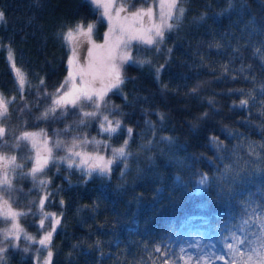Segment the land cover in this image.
<instances>
[{
	"label": "trees",
	"instance_id": "16d2710c",
	"mask_svg": "<svg viewBox=\"0 0 264 264\" xmlns=\"http://www.w3.org/2000/svg\"><path fill=\"white\" fill-rule=\"evenodd\" d=\"M181 6L183 17L172 21L160 46H133L134 57L151 63L129 62L123 68L125 83L107 93L100 112L121 121V130L109 139L99 129L102 115L76 126L80 107L68 109L65 118L59 113L38 118L45 111L41 97L67 78L64 34L77 24L97 23L102 35L97 8L89 0H0V95L11 99L8 111L18 126L6 143L0 141V153L31 164L32 150L23 142L13 146L15 134L25 131L43 132L52 146L51 140L71 146L74 136L95 137L101 145L90 143L83 150L111 157L112 148L128 140L126 157L107 174L89 176L52 162L57 168L45 171L44 189L18 176L15 189L4 194L26 213L18 223L36 241L42 234L35 225L37 212L59 219L49 244L50 264H162L175 259L173 253L194 236L202 237L200 248L212 244L225 264L231 259L228 237L245 217V201L264 199L258 195L264 192V0H183ZM9 48L26 77L23 91ZM244 99L248 104L240 107ZM52 157L61 156L52 152ZM228 165L249 178L231 182ZM202 174L209 177L208 187L194 191ZM222 175L229 193L218 187ZM6 248L0 264H36L37 244L23 234L19 247Z\"/></svg>",
	"mask_w": 264,
	"mask_h": 264
},
{
	"label": "snow or ice",
	"instance_id": "6c2138e0",
	"mask_svg": "<svg viewBox=\"0 0 264 264\" xmlns=\"http://www.w3.org/2000/svg\"><path fill=\"white\" fill-rule=\"evenodd\" d=\"M98 9H102V15L108 20V32L105 34L104 43L97 45L92 40V33L94 24H88L86 27L83 24H77L73 29H69L64 34V39L72 45V58H69L68 64H74V57L76 56V44L79 43L80 38L86 40L92 45L88 49V61L84 65H78L75 70H70L68 78L57 89L56 93L52 94L51 105L40 114L41 119H47L49 115H55L58 109H67L80 107V118L76 121V126L86 125L87 118H95L100 113L102 104H105V97L112 89H119L125 83L123 75V65L131 62L143 66L150 64L151 61L134 57L132 54V43L135 41L139 44L152 46L164 39L165 31H170L174 24L172 21L183 17L185 9L180 5V0H158L156 7L158 11H154L152 6L147 8H140L131 13L128 12L125 3H117V0H89ZM124 13V15H121ZM4 20V13L0 12V21ZM260 51V49H257ZM8 59L12 62V68L19 85V89L23 91L26 77L23 71L16 67L14 55L11 48L8 49ZM225 71L228 70L227 65H224ZM160 68L156 69L157 79L159 78ZM242 70V69H241ZM235 78V77H233ZM43 84V80L40 82ZM70 85V86H69ZM196 91V89H193ZM90 102L94 108L93 111H83L81 102ZM248 104V100L240 101V107ZM8 112V102L0 95V119L5 117ZM62 112L61 115H65ZM205 115H207L205 113ZM161 119L163 115L161 114ZM99 129L102 133H107L110 139L113 134L121 130V121L119 119H109V115H102V119L97 121ZM151 124V122H146ZM69 127L63 129L64 133L69 131ZM128 137L131 138L132 128L126 129ZM6 135V129L0 125V141H3ZM37 137H44L38 144ZM215 142L216 138H212ZM19 141H30L32 148L35 149V162L30 171L24 173L32 177L33 181L38 179L37 173H40L47 166L49 160L53 159V148L48 147V139L43 132H23L18 138L14 147H19ZM6 143V141H3ZM100 146L102 141L93 137L91 140L87 136L72 138L71 146L66 148L67 156L61 158V162H66L69 169L74 166L81 168L90 176L92 172L98 171L101 175L110 172V165L114 160H123L126 155L128 147V140H125L123 145L119 148L112 149L111 159L105 160L100 155H90L83 150L84 146L88 144ZM107 145H105L106 147ZM55 148H61V141L57 140L54 143ZM252 153L255 154V146H249ZM264 148V145H261ZM41 148L43 151H41ZM17 169H23V164L17 163L15 155H5L0 153V218L4 221H10V227L5 228L0 232L3 236V241H10L12 246L19 247L21 235L27 241L37 242L43 248H48L55 226L60 223L55 214H51L55 223L51 225V230L48 231L43 238L38 241L31 235H28L20 227L18 217L26 213L14 210L9 198H5L4 193L9 192L13 188V179L15 178ZM11 173V175H10ZM225 173L230 177L231 182L243 181L248 179L247 173H242L240 169H233L232 165L225 167ZM179 179V178H178ZM209 177L202 174L200 179L196 182L194 191H203L208 187ZM39 183L45 185L49 181L40 179ZM229 181L222 175L218 187L221 188V194L230 192V185L225 187ZM264 196V192L258 194ZM47 196L40 199L39 206L43 211V206ZM63 203V201H61ZM250 208L251 211H247ZM49 218V214H45L40 219V226L43 227L45 220ZM258 227L259 232L254 233L253 227ZM250 236H255V239H250ZM226 246L228 249L230 260H225V264H264V199L256 200L250 199L245 201V217L241 218V225L235 227L228 237ZM0 241V245H2ZM210 251L203 252L198 249L195 254L187 251L186 248L181 247L179 253H173L175 259L162 261V264H215V259H224L223 256H215L211 251V246H208ZM161 252L162 256H166L167 252H162L159 247L155 249ZM7 251L6 247L0 246V253ZM27 252L28 248L25 247ZM247 253V255H246ZM52 251L48 250L47 259L44 264H50ZM3 257L0 256V260Z\"/></svg>",
	"mask_w": 264,
	"mask_h": 264
},
{
	"label": "rangeland",
	"instance_id": "374dc122",
	"mask_svg": "<svg viewBox=\"0 0 264 264\" xmlns=\"http://www.w3.org/2000/svg\"><path fill=\"white\" fill-rule=\"evenodd\" d=\"M182 1L183 0H180V5H181ZM117 3L118 4L119 3H125V6H126V8H127V10H128L129 13H131L132 11H135L137 9H140V8H147L149 6H152L154 8V11H158V8L156 7V5L158 3V0H117ZM97 10L99 11L100 28H101V25L103 26V28H102L103 29V33L100 36L99 33H101V32L97 33V26H98V24L97 23H91V24H94L95 25L94 30H93V33H92V40L95 42V44L102 45L104 43L105 34L108 32L109 25H108L107 18H105L102 15V11L103 10L102 9H98V8H97ZM121 15H124V13H122ZM1 25H3V21H0V26ZM87 25H85V27ZM167 32L168 31L166 30L165 33H167ZM98 37H100L101 39H99ZM66 44H67V49H68L67 68H68V74H69V71L70 70H73L74 71L75 68L78 65H84V64L87 63V61H88V51L87 50L90 49V48H92V45L90 43H88L86 40H83V38H80L79 43L76 44V56L73 58L74 59V64L71 66V69H70V66L68 64V60H69V58H72V56H73V54H72V45H70L67 41H66ZM133 46L134 47H143L144 46L146 48H153V49H155L158 46H160V42L157 43V44H155V45L148 46V45L139 44V43H137V42L134 41L132 43V46L131 47L133 48ZM127 64H129V63L124 64L123 65V68ZM68 74H67V78H68ZM112 90H115V89H112ZM56 91H54L50 95H46V97H44V96L41 97V100L44 101L43 103H44L45 110L51 105V102H52L51 101L52 94L56 93ZM105 101L107 102V99H105ZM8 103L11 104V99H10V101ZM81 103H82V107L83 108L88 109L89 112L90 111H93L94 106L90 102L84 101V102H81ZM103 106H104V104L101 105V107H103ZM68 109H71L72 110V107L69 106L67 109H58L57 112L55 113V115H49V117L47 119H49L50 117L53 118L54 116H57L58 113H59V115H61L62 112H66ZM74 109H76V108H74ZM18 114L20 115V113H18ZM65 116H68L67 113L65 115H63L64 118H65ZM98 116H100V115H98ZM87 119L89 120V122H91V119L90 118H87ZM92 119H95V118H92ZM0 125H2L6 129V135L4 136L3 141L8 140V136L9 137L12 136L14 134V132L18 129V126L15 124L14 114H12L9 111L7 112V115L5 117H3L2 119H0ZM22 133H20V135ZM39 133H41V132H39ZM20 135H17V133L15 134V141H17V138ZM56 137L57 136H54V138H56ZM37 141H38V144H39L40 141H42L41 137H37ZM54 141H57V140H51V142H54ZM59 141H61V143H62V147L61 148H55L54 146H52V144H48V147H52L53 148V153L55 155H60L61 157L60 158L55 157V158L49 160V162H48L47 166L44 168V170L42 172H40V173H37L38 179L36 181H33V179H32L31 176L24 175V173H27V172L30 171L31 167L33 166V164L35 162V151L36 150L32 148V144H31L30 141H19V142H23L24 145H26L27 147H29L32 150V152L30 154V157L33 160H31V164H29L25 159H22L21 161H17V163L23 164V169L22 170L21 169H17V172H16L15 177L21 176L22 178H25V180L28 179L29 181H31V183H35L37 186L42 187L44 189V187H43L44 185H41L39 183V180L43 178V176L45 175V171L47 169H49L50 167L57 168L54 165H52L51 163L52 162H55L58 165H66L67 166V163L66 162H61V158L67 156L66 148L69 147V146H67V143L68 142L66 143L65 140H62V139H59ZM84 147L87 149V146H84ZM41 151H43V150H41ZM111 153H112V150H111ZM90 155H97V154L90 153ZM98 155L103 156L105 158V160L111 159V156H109L108 152L105 153L103 151H99ZM116 161H119V159L113 161V163L110 165V169L113 167V165H114V163ZM94 172L95 173L96 172L99 173L98 171H94ZM10 175H11V173H10ZM17 183H18L17 180H15V178H14L13 179V188L10 191H12L13 189H15ZM4 194H6V193H4ZM5 198H8V197H5ZM11 204H12L13 209L14 210H17L13 206V203L12 202H11ZM44 215L45 214L38 213V212L35 215V217H36L35 225H36L37 228H39L40 230H42L41 238H43V236L48 231L51 230V225L55 223V220L52 218L51 215H49V218L45 220L44 226L41 227L40 226V219ZM18 222H19V217H18ZM10 224H11L10 221H4L2 218H0V232H2V230L5 229V228L10 227ZM56 227H57V225L55 226V228ZM0 239L3 240V236L2 235H0ZM2 242H3L2 243V246L3 247H7V244H11L10 241H2ZM202 242H203V239H202L201 236H194L190 241H188L184 245V248H186L188 252L195 254L198 249H202L203 252H209L210 249H209L208 246H211V251L213 252L214 257L215 256H219V254L216 253V251L214 250L215 247L212 244H210V243L208 245H204L202 248H200L199 247V244L202 243ZM32 244H33V242H32ZM36 244H37V248L35 249V253H36L35 262H36V264H44V261L47 259V252H48V250H50V248L49 247L48 248H43L37 242H36ZM246 255H247V253H246ZM210 264H211V261H210ZM215 264H223V263H222L221 259H215Z\"/></svg>",
	"mask_w": 264,
	"mask_h": 264
}]
</instances>
